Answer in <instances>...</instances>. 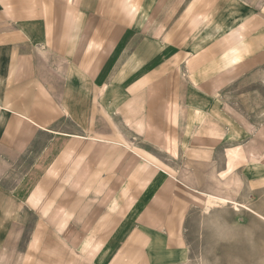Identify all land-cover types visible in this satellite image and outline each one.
<instances>
[{
	"label": "crops",
	"instance_id": "1",
	"mask_svg": "<svg viewBox=\"0 0 264 264\" xmlns=\"http://www.w3.org/2000/svg\"><path fill=\"white\" fill-rule=\"evenodd\" d=\"M251 76L264 0H0V255L185 264L218 175L264 164L220 105Z\"/></svg>",
	"mask_w": 264,
	"mask_h": 264
},
{
	"label": "rangeland",
	"instance_id": "2",
	"mask_svg": "<svg viewBox=\"0 0 264 264\" xmlns=\"http://www.w3.org/2000/svg\"><path fill=\"white\" fill-rule=\"evenodd\" d=\"M222 103L225 110L234 108L229 113L234 117L235 144H264V85L255 76L225 91ZM259 165L250 168L249 175L241 164L234 165L207 189V208L204 202L190 216L185 264H264V164ZM13 184L6 182L4 188ZM12 256L1 254L0 264Z\"/></svg>",
	"mask_w": 264,
	"mask_h": 264
}]
</instances>
